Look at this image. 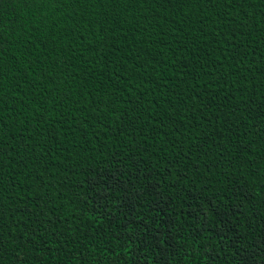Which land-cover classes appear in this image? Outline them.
<instances>
[{
  "label": "trees",
  "instance_id": "obj_1",
  "mask_svg": "<svg viewBox=\"0 0 264 264\" xmlns=\"http://www.w3.org/2000/svg\"><path fill=\"white\" fill-rule=\"evenodd\" d=\"M0 264H264V0H0Z\"/></svg>",
  "mask_w": 264,
  "mask_h": 264
}]
</instances>
